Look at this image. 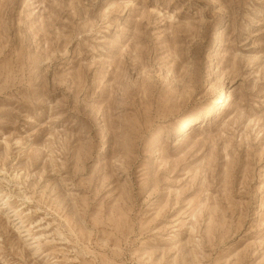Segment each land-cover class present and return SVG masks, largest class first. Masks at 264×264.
Here are the masks:
<instances>
[{
  "label": "rangeland",
  "instance_id": "374dc122",
  "mask_svg": "<svg viewBox=\"0 0 264 264\" xmlns=\"http://www.w3.org/2000/svg\"><path fill=\"white\" fill-rule=\"evenodd\" d=\"M0 264H264V0H0Z\"/></svg>",
  "mask_w": 264,
  "mask_h": 264
},
{
  "label": "bare ground",
  "instance_id": "6f19581e",
  "mask_svg": "<svg viewBox=\"0 0 264 264\" xmlns=\"http://www.w3.org/2000/svg\"><path fill=\"white\" fill-rule=\"evenodd\" d=\"M217 102H219V99H218V101ZM216 109V108H215ZM210 116H211V114H210Z\"/></svg>",
  "mask_w": 264,
  "mask_h": 264
}]
</instances>
